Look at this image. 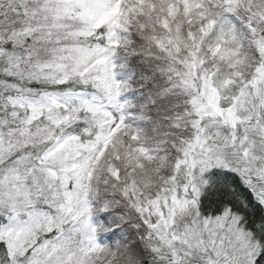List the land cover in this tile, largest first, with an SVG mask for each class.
Wrapping results in <instances>:
<instances>
[{
	"label": "snow or ice",
	"instance_id": "6c2138e0",
	"mask_svg": "<svg viewBox=\"0 0 264 264\" xmlns=\"http://www.w3.org/2000/svg\"><path fill=\"white\" fill-rule=\"evenodd\" d=\"M0 264H264V0H0Z\"/></svg>",
	"mask_w": 264,
	"mask_h": 264
}]
</instances>
